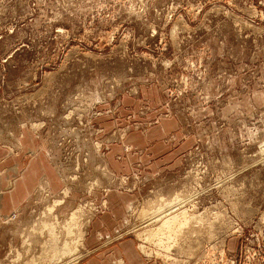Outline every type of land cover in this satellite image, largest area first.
Returning <instances> with one entry per match:
<instances>
[{
    "label": "rangeland",
    "instance_id": "1",
    "mask_svg": "<svg viewBox=\"0 0 264 264\" xmlns=\"http://www.w3.org/2000/svg\"><path fill=\"white\" fill-rule=\"evenodd\" d=\"M26 135L52 171L0 264H264V0H0V146Z\"/></svg>",
    "mask_w": 264,
    "mask_h": 264
},
{
    "label": "crops",
    "instance_id": "2",
    "mask_svg": "<svg viewBox=\"0 0 264 264\" xmlns=\"http://www.w3.org/2000/svg\"><path fill=\"white\" fill-rule=\"evenodd\" d=\"M24 140V151L16 155H12L7 149L0 146V221L1 217H8L16 211L40 186L43 179L50 177L52 171L47 156L41 151L28 167L22 165L28 150L37 151V142L30 135H26ZM19 176L21 177L19 178ZM15 179H18L16 187L12 189L10 182ZM126 253L129 258V251L127 250Z\"/></svg>",
    "mask_w": 264,
    "mask_h": 264
},
{
    "label": "bare ground",
    "instance_id": "3",
    "mask_svg": "<svg viewBox=\"0 0 264 264\" xmlns=\"http://www.w3.org/2000/svg\"><path fill=\"white\" fill-rule=\"evenodd\" d=\"M180 202V201H179ZM183 202V201H182ZM177 204H179V203H177ZM180 205V204H179ZM169 206H173V205H169ZM168 207V206H167ZM167 207H166V209H167ZM175 207V206H174ZM165 209V210H166ZM162 210V209H161ZM160 211V210H159ZM167 211V210H166ZM78 212V211H77ZM76 212V214H73L72 215V218H73V224L75 223V221H77V226H69V227H67V231L69 232V233H73V236H72V238L71 237H66V238H68L67 240H65V242H64V247H63V251H62V254L60 253V257L61 256H63L64 254H68V257L69 256H74L75 254H76V251H78L77 249H75L74 247H75V245L77 244V246L80 244V239L82 238V236H81V233L79 234V232H81V228H80V226H79V219H78V213ZM158 214H159V216H160V214L161 213H159V212H157ZM156 213V215H154V217H157L158 218V214ZM81 214V213H80ZM169 214V213H168ZM82 215V214H81ZM162 215V214H161ZM180 215V214H179ZM166 221H164V223H162L163 224V227H167L168 229L169 228H171L175 223H177L176 221H178V219L177 218H179V217H177L176 215H171L170 217H163ZM163 218H161V220H163ZM81 219V218H80ZM161 222V221H160ZM75 225H76V223H75ZM50 227V226H49ZM48 227V228H49ZM44 228V227H43ZM51 228V227H50ZM47 229V228H46ZM54 229V228H53ZM79 234V235H78ZM57 235V234H56ZM55 235V238H54V244H55V246L57 245L56 243H58L59 242V237H57ZM59 236H60V234H58ZM71 235V234H70ZM53 238V237H52ZM169 239V238H168ZM71 240H73V243H71ZM53 245V244H52ZM74 246V247H73ZM76 246V247H77ZM80 246V245H79ZM52 247V246H51ZM58 248V247H57ZM78 248H80V247H78ZM54 249V248H53ZM58 251V250H57ZM59 253V252H58ZM58 256V258H60ZM67 257V256H66ZM76 258H79V257H76ZM76 260V259H75ZM75 260H70L71 262H69L70 264H75ZM57 262V261H56Z\"/></svg>",
    "mask_w": 264,
    "mask_h": 264
}]
</instances>
